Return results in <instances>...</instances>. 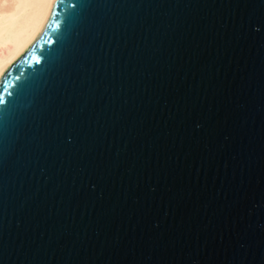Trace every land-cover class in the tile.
Here are the masks:
<instances>
[{"label": "water", "instance_id": "obj_1", "mask_svg": "<svg viewBox=\"0 0 264 264\" xmlns=\"http://www.w3.org/2000/svg\"><path fill=\"white\" fill-rule=\"evenodd\" d=\"M0 264H264V0H54L0 75Z\"/></svg>", "mask_w": 264, "mask_h": 264}, {"label": "bare ground", "instance_id": "obj_2", "mask_svg": "<svg viewBox=\"0 0 264 264\" xmlns=\"http://www.w3.org/2000/svg\"><path fill=\"white\" fill-rule=\"evenodd\" d=\"M54 0H0V75L41 29Z\"/></svg>", "mask_w": 264, "mask_h": 264}]
</instances>
